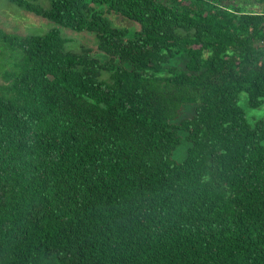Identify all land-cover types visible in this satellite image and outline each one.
<instances>
[{
  "label": "trees",
  "instance_id": "trees-1",
  "mask_svg": "<svg viewBox=\"0 0 264 264\" xmlns=\"http://www.w3.org/2000/svg\"><path fill=\"white\" fill-rule=\"evenodd\" d=\"M9 1L104 57L0 28V264H264V9Z\"/></svg>",
  "mask_w": 264,
  "mask_h": 264
},
{
  "label": "rangeland",
  "instance_id": "rangeland-1",
  "mask_svg": "<svg viewBox=\"0 0 264 264\" xmlns=\"http://www.w3.org/2000/svg\"><path fill=\"white\" fill-rule=\"evenodd\" d=\"M40 4L46 6L47 0H37ZM240 2L245 5L247 8H252L253 10H262L264 9V0H234L231 1L233 4ZM223 3H226L223 1ZM108 17L111 19L112 23L116 26L123 28H136L137 25L134 21H131L125 17H122L116 13H110ZM58 27L64 37L67 38L68 46L73 50H80L82 47L90 48L93 52L101 55V52L97 49V39L95 34L89 31H76L65 27H60L54 22L39 17L31 12L25 11L22 8L16 6L14 3L9 0H0V28L13 32L20 35L28 34H41L47 30ZM129 35H132L129 33ZM101 57V58H102ZM177 59V58H176ZM174 59L173 61H175ZM239 103L245 109L248 122L252 123L254 120L264 117V102L256 108H251L247 104L245 93H240ZM192 105L184 104L181 109L180 116L177 120L181 119L184 116H188L192 113ZM264 144V141L262 142ZM189 143L183 139L180 144L172 153V157L181 161L186 154V148Z\"/></svg>",
  "mask_w": 264,
  "mask_h": 264
}]
</instances>
